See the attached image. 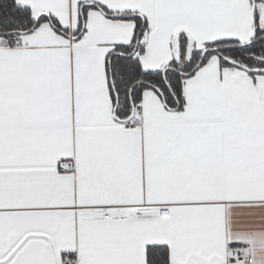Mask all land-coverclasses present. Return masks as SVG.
<instances>
[{
	"label": "snow or ice",
	"instance_id": "1",
	"mask_svg": "<svg viewBox=\"0 0 264 264\" xmlns=\"http://www.w3.org/2000/svg\"><path fill=\"white\" fill-rule=\"evenodd\" d=\"M0 264H264V0H0Z\"/></svg>",
	"mask_w": 264,
	"mask_h": 264
}]
</instances>
